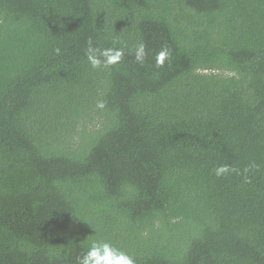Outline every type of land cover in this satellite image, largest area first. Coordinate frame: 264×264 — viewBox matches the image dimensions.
I'll return each mask as SVG.
<instances>
[{"label": "trees", "instance_id": "1", "mask_svg": "<svg viewBox=\"0 0 264 264\" xmlns=\"http://www.w3.org/2000/svg\"><path fill=\"white\" fill-rule=\"evenodd\" d=\"M89 39L123 61L93 69ZM96 239L264 264V0H0V264Z\"/></svg>", "mask_w": 264, "mask_h": 264}, {"label": "clouds", "instance_id": "2", "mask_svg": "<svg viewBox=\"0 0 264 264\" xmlns=\"http://www.w3.org/2000/svg\"><path fill=\"white\" fill-rule=\"evenodd\" d=\"M59 51V49H57ZM87 60L93 69L110 68L121 63L125 56L124 47L101 48L93 44L89 39L85 50ZM147 56L146 45L141 42L135 48V60L143 64ZM171 52L168 48L159 51L155 56L157 67L164 66L170 61ZM97 107L103 109L105 103L99 101ZM229 171L227 166H220L215 169L216 175H222ZM77 264H136V259L127 251L116 246L111 241L104 239L92 240L87 250L77 257Z\"/></svg>", "mask_w": 264, "mask_h": 264}]
</instances>
